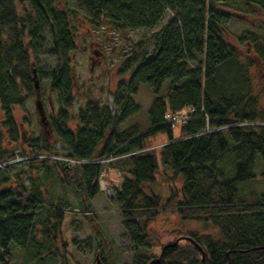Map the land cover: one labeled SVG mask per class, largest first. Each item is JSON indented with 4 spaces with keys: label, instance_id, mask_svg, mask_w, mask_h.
<instances>
[{
    "label": "trees",
    "instance_id": "trees-1",
    "mask_svg": "<svg viewBox=\"0 0 264 264\" xmlns=\"http://www.w3.org/2000/svg\"><path fill=\"white\" fill-rule=\"evenodd\" d=\"M22 1H26L28 7L24 6L19 12L15 0H0V101L9 140L19 139L12 110L13 104L22 103L15 92L17 79L27 83L31 90L29 56L22 36L27 29L34 40L31 45L37 48L42 29L48 28L53 38L51 51L57 59L51 73L52 89L59 93L61 104L60 113L52 123L54 136L65 146L66 153L76 158L119 155L114 160L129 176L125 177L117 198L132 240L138 245H150L149 222L164 205L177 208L183 218L211 223L219 230L220 237L175 230L178 242L163 250L158 264H264V194L245 193L238 187L255 176L253 167L257 154L264 163V107L258 109L253 99L242 102L243 95L249 93V77L245 64L227 40L224 23L233 12L225 3L227 0H77V6L90 14L91 22L95 25L104 22L115 30L154 27L166 9L171 11V16L155 34L154 51L139 59L133 55L127 60L124 70L133 65L135 69L127 81L117 84L113 93L114 111L97 100H89L79 108V121L74 129L69 126V109L74 102L71 53L77 48L69 23L72 10L59 9L56 0ZM252 1L264 9V0ZM249 35L250 39L241 38V41H249L254 54L264 64V36ZM198 56H203L204 61ZM167 79L171 81V88L164 98L158 94ZM141 85L151 86L155 94L148 109V127L146 131L132 126L130 130L120 131L118 126L139 108L132 96ZM201 105L209 115L211 127H226L199 134L205 128V121L204 113L197 111L194 115L197 119L179 125L180 134L174 136V126L165 122V112ZM243 119L263 123L231 125ZM159 131H165L168 139L156 148L147 140ZM3 136L0 130V161L12 156H6L8 151L2 148ZM29 146L31 153L55 151L45 137L32 139ZM231 151L235 154L233 174L227 175L218 162ZM34 161L43 160L31 158L28 163ZM159 161L173 172L171 181L176 177L183 180L182 188H173L164 204L158 194L143 197L142 189L143 183L156 180ZM53 162L63 183L77 177L87 199L99 192L100 163H80L75 169L78 172L70 174L64 165ZM260 175L264 177V166ZM41 204L36 188L17 185L0 189V259L3 264L10 263L12 242L20 248L41 245L43 256L39 255V250L34 251L39 261L60 255L56 244L62 237L64 215L51 207L47 211L55 223L52 224L51 218L37 220L36 212ZM40 225L44 226L42 238H37ZM150 260L143 259L139 264H148ZM103 262L106 264L104 259ZM61 264H67L64 255Z\"/></svg>",
    "mask_w": 264,
    "mask_h": 264
},
{
    "label": "rangeland",
    "instance_id": "rangeland-1",
    "mask_svg": "<svg viewBox=\"0 0 264 264\" xmlns=\"http://www.w3.org/2000/svg\"><path fill=\"white\" fill-rule=\"evenodd\" d=\"M227 0L225 3L233 9L232 16L224 23L228 42L239 55V59L245 64L249 77V93L243 95L242 102L254 101L258 109L264 107V64L254 54L249 41H241V38L250 39L249 33L264 36V9L256 5L252 0ZM18 11L21 12L28 3L15 0ZM59 9L72 10L70 12V29L76 43V50L71 53L73 66L72 83L74 89V102L69 109L71 119L69 126L75 128L79 121L77 112L84 107L89 100H97L100 105L108 106L114 111L113 93L117 84L127 81L135 69V65L126 69L125 65L130 56L135 55L139 59L143 55H150L155 49L154 37L163 24L171 16V11L165 10L163 18L151 28L138 27L115 30L106 26L104 22L95 25L90 21V14L77 6V0H56ZM95 25V26H94ZM8 35V33H5ZM39 39V38H38ZM37 39V40H38ZM25 50L29 56V69L31 77V92L27 83L17 79L15 92L21 97L22 103L13 104L12 110L19 128L18 141L11 142L9 134L3 122L4 111L0 101V130L4 132L2 148L7 149L6 156L14 155V160L9 164L0 165V189L22 185L27 189L36 188L40 192L41 206L36 212V219L51 218L49 208L62 211L64 221L61 225L62 237L56 246L58 254L45 257L39 261L35 255V249L44 253L41 245H29L20 248L13 242L10 243L11 258L9 264H61L63 255L67 264H95L96 257L104 259L106 264H139L143 259H154L162 256L163 246L177 243L178 239L174 231L197 233L201 236L220 237L219 230L201 220L183 218L177 208L161 206L157 215L151 219L147 228L150 245H138L130 237L125 228L122 204L117 198V192L128 172L120 169V164L113 160L106 165L112 185L109 189H101L92 198L87 199L79 180L71 177L65 184L61 180L58 167L52 160L34 161L32 164L26 160H20V152L29 151V142L34 138H48L55 151L64 154L65 146L54 136L52 123L58 117L61 109L60 97L57 91L52 89L51 73L57 66V59L51 51L53 46L52 34L48 28L42 29V35L37 43V48L32 46L33 38L26 34L22 36ZM204 61L203 56H198ZM34 70V72H33ZM34 74L36 75L34 77ZM35 79L37 86H35ZM171 88V81L167 79L159 92V96L167 97ZM247 90V89H246ZM242 91H245L242 89ZM155 94L149 85H141L138 92L132 96L134 103L139 107L131 116L118 126L120 131L134 129L146 131L148 127V109ZM43 104L47 124L40 120L36 101ZM251 111V110H250ZM249 111V112H250ZM174 136H179L180 128L173 127ZM168 139L165 131H159L148 137V143L159 148ZM103 160V159H102ZM235 160L234 151H231L218 162V166L226 170L227 175L233 174L232 162ZM6 162V161H5ZM43 162V163H41ZM59 164L64 165L58 161ZM160 163V171L154 182L142 184L143 197L158 194L162 204L173 193V188L180 190L183 180L180 177L173 178V172ZM101 171L106 162H101ZM65 166V165H64ZM264 166L259 154L256 155L253 167L254 177L238 185L242 192L264 194V177L260 175ZM70 174L78 172L77 165L65 166ZM75 170V171H74ZM120 171V174L117 172ZM78 174V173H77ZM107 179V174H105ZM6 177V179H5ZM141 199L140 201H142ZM139 219V222H142ZM43 225L37 228V238H42ZM182 237L188 235L181 234ZM41 240V239H40ZM180 242L184 243L183 240ZM66 243L64 247L63 244ZM0 264L3 262L0 259Z\"/></svg>",
    "mask_w": 264,
    "mask_h": 264
},
{
    "label": "built area",
    "instance_id": "built-area-1",
    "mask_svg": "<svg viewBox=\"0 0 264 264\" xmlns=\"http://www.w3.org/2000/svg\"><path fill=\"white\" fill-rule=\"evenodd\" d=\"M199 108H200L201 112L204 113L203 120H205V122L207 123V127L202 132H200L199 134L209 133L211 131H220V130L224 129V127H226L223 125L216 126V127H209L208 115L204 112V108L202 106ZM197 109H198L197 107H194V108L190 109L188 112H167L165 114V122L171 123L172 125L187 123L190 120H192L193 118H195L194 115H195ZM255 123H258V122H253V121H250L247 119H243V120L236 121V122L232 123L231 125L249 126V125H252ZM30 157H34V155L20 156V157H18V159L25 160V159L30 158ZM35 157H38L40 159L58 160V161L64 162L66 164V166H69V167H73V166H75L81 162H90L89 160L77 159V158H74V157H71L68 155L57 154V153H52V154L41 153V154L36 155ZM114 158H116V156L111 155L108 158H104L103 160H100V162H106L107 163V162L113 160ZM12 161H14V160L7 161L4 164H9ZM93 162H95V161H93ZM0 165H2V164H0ZM104 172H105V170L101 173L100 183H101L102 188L108 189V186L110 185V183L105 180V173Z\"/></svg>",
    "mask_w": 264,
    "mask_h": 264
},
{
    "label": "water",
    "instance_id": "water-1",
    "mask_svg": "<svg viewBox=\"0 0 264 264\" xmlns=\"http://www.w3.org/2000/svg\"><path fill=\"white\" fill-rule=\"evenodd\" d=\"M33 72H34V70H33ZM36 75L34 74V77H35ZM35 86H37V80L35 79ZM36 105H37V110H38V112H39V115H40V120H41V122L44 124V125H46L47 124V121H46V115H45V110H44V107H43V104H42V102L40 101V100H37L36 101ZM189 239L191 238V237H189V236H187ZM196 243V242H195ZM174 244H176V243H170V244H166L164 247H163V250L167 247V246H169V245H174ZM198 246H199V248H201L200 247V245L198 244V243H196ZM162 254V253H161ZM202 258H203V260H204V252L202 251ZM160 259H161V256H159V257H157V258H154V259H152V260H150L149 262H148V264H158L159 262H160ZM95 264H104V262H103V260L99 257V256H97V258H96V262H95Z\"/></svg>",
    "mask_w": 264,
    "mask_h": 264
}]
</instances>
